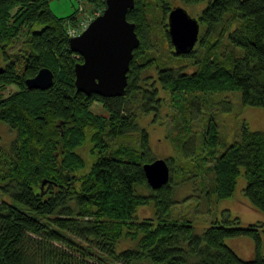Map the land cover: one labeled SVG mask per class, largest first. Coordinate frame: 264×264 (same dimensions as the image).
I'll list each match as a JSON object with an SVG mask.
<instances>
[{"label": "trees", "instance_id": "trees-1", "mask_svg": "<svg viewBox=\"0 0 264 264\" xmlns=\"http://www.w3.org/2000/svg\"><path fill=\"white\" fill-rule=\"evenodd\" d=\"M88 2L106 7L105 0ZM156 2H163L167 19L171 6L167 0ZM14 6L18 8L13 13ZM151 9V0H135L127 13L141 39L128 72L127 94L103 97L77 90L75 66L83 57L71 50L67 33V20H75V14L55 15L50 0H0V124L16 131L8 148L0 145V194L12 200H0V264H264L262 223L242 226L226 210L222 223L199 235L191 221L167 218L174 204L172 181L183 167L177 170L174 159H166L170 182L152 189L143 168L154 160L150 137L138 123L143 115L158 114L166 100L161 90L181 111L189 109L199 93L236 91L244 105L264 108V0H210L198 16L205 31H200L196 48L179 55L193 62L194 71L162 63L152 81L142 76L157 64L149 38ZM35 25L43 28L33 31ZM164 31L173 49L167 23ZM22 33L24 47L11 54L9 48ZM225 36L244 51L242 57L230 58L231 67L225 65L224 53H218ZM44 66L54 72L53 85L29 89L26 79ZM11 86L16 89L6 94ZM94 102L105 112H94ZM205 125L196 157L217 159L213 192L219 199L233 196L244 168V194L264 213V132L245 124L240 139L217 156L219 125L214 117ZM189 130L188 124L184 131ZM131 132L138 133L136 144L113 146L114 139ZM86 142L92 144L94 161L80 174L87 162L78 149ZM151 201L156 219L136 220L137 208ZM237 236L255 240L253 259L240 258L226 245V238ZM125 240L133 245L122 247Z\"/></svg>", "mask_w": 264, "mask_h": 264}, {"label": "rangeland", "instance_id": "rangeland-1", "mask_svg": "<svg viewBox=\"0 0 264 264\" xmlns=\"http://www.w3.org/2000/svg\"><path fill=\"white\" fill-rule=\"evenodd\" d=\"M209 1L185 3L182 0H167V3L171 8L184 6L193 17H198ZM83 2L87 6L85 12L92 17L95 16L97 8H102L92 7L88 0H83ZM151 2L150 25L152 30L149 33V38L152 47L151 51L157 57V64L146 69L142 76L150 81L157 79L158 72L156 67L161 66L162 63H165L166 67L176 70L193 72L195 69L192 65L193 62L190 59H183L179 55H175L174 48L169 47L164 31V24L167 23V19L165 18L163 2L157 3L156 0H151ZM80 6V0H50L51 11L59 17L67 18L74 14L81 16ZM17 8L18 6H14L12 12L14 13ZM42 28L43 25H35L33 31H39ZM204 31L205 28L201 27V32ZM25 41L26 35L22 33L16 44L9 48V52L11 54L16 53L20 48L24 47ZM203 50L200 49V51ZM218 53H224L226 59L228 58L224 63L229 67L232 66L233 62V60L230 62V58L244 55L243 49L230 44L227 36H225ZM219 54V60L224 59V56ZM2 55L3 52L0 49V66H4ZM157 84L159 85V83ZM15 89L16 86L9 87L6 94ZM161 95L166 100L163 102L158 114L143 115L139 118L138 123L140 128L145 129L149 134L150 147L154 159L173 158L177 170L183 167L176 172L172 181L174 186V204L167 218L176 221H191L195 233L199 235L203 234L214 223H222L228 217L226 210L229 211L230 218L239 219L242 226L255 223L264 225V213L255 208L244 194V188L247 184L244 168L241 169V174L237 179L233 196L219 199L213 192L215 172L212 170V166L215 165L217 159L205 162L196 157L201 154L200 146L208 118L214 117L219 125L220 144L217 150V156H219L234 141L240 139V133L245 124L251 130L264 132V108L244 105L241 92L239 91L214 94L199 93L192 98L193 105L184 111L174 107L170 97L163 90H161ZM91 109L96 113L105 112L101 104L97 102L92 104ZM188 124L190 130L184 131ZM15 139L16 131L1 123L0 145L8 148ZM137 142L138 133L131 132L114 139L112 144L116 147L123 143L136 144ZM91 145V143L86 142L78 149V152L87 162L86 167L78 171L80 174L87 172L94 161V157L90 152ZM138 191L143 194L151 193V190L147 188H139ZM2 199L12 201L8 195L0 194V200ZM135 217L138 221H142L145 218L156 219L154 202L151 201L147 205L139 206ZM261 235L262 253L264 255V227ZM225 243L244 260H251L256 256V242L249 236L226 238ZM121 245L122 247H128L133 245V243L125 240ZM118 250H121V248L118 247Z\"/></svg>", "mask_w": 264, "mask_h": 264}, {"label": "water", "instance_id": "water-1", "mask_svg": "<svg viewBox=\"0 0 264 264\" xmlns=\"http://www.w3.org/2000/svg\"><path fill=\"white\" fill-rule=\"evenodd\" d=\"M134 6L135 0H106L104 12L81 34L70 37L71 50L83 57V62L75 66L78 91L103 97L127 94L131 61L141 44L136 24L127 18ZM167 25L174 53L191 54L199 41V18L193 17L184 6H175L168 13ZM2 71L0 66V73ZM54 76V72L44 66L35 76L26 79V85L29 89L46 90L53 85ZM143 168L152 189H160L170 182L171 168L166 159H154Z\"/></svg>", "mask_w": 264, "mask_h": 264}, {"label": "built area", "instance_id": "built-area-1", "mask_svg": "<svg viewBox=\"0 0 264 264\" xmlns=\"http://www.w3.org/2000/svg\"><path fill=\"white\" fill-rule=\"evenodd\" d=\"M81 6L79 11L81 12V16L78 17L74 22L72 20L67 21V33L69 37H73L76 35L81 34L90 24V22L94 19V17L102 14L104 8H97L95 16L92 17L88 15L85 11L84 2L83 0H80Z\"/></svg>", "mask_w": 264, "mask_h": 264}]
</instances>
